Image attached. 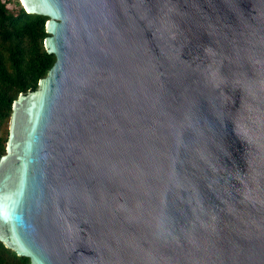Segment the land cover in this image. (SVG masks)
<instances>
[{"label": "water", "instance_id": "95a60500", "mask_svg": "<svg viewBox=\"0 0 264 264\" xmlns=\"http://www.w3.org/2000/svg\"><path fill=\"white\" fill-rule=\"evenodd\" d=\"M55 57L13 103L0 242L31 264H264V0H18Z\"/></svg>", "mask_w": 264, "mask_h": 264}, {"label": "trees", "instance_id": "16d2710c", "mask_svg": "<svg viewBox=\"0 0 264 264\" xmlns=\"http://www.w3.org/2000/svg\"><path fill=\"white\" fill-rule=\"evenodd\" d=\"M42 15L28 14L18 0H0V157L5 155L13 103L19 95L36 91L52 68ZM0 264H31L0 242Z\"/></svg>", "mask_w": 264, "mask_h": 264}]
</instances>
